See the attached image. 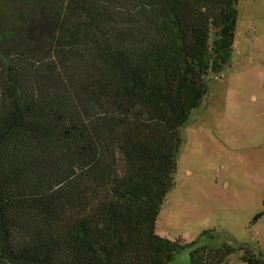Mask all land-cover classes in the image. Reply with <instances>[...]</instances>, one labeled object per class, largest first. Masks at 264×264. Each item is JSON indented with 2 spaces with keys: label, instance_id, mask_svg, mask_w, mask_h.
<instances>
[{
  "label": "trees",
  "instance_id": "1",
  "mask_svg": "<svg viewBox=\"0 0 264 264\" xmlns=\"http://www.w3.org/2000/svg\"><path fill=\"white\" fill-rule=\"evenodd\" d=\"M237 2L0 0V264H225L155 223Z\"/></svg>",
  "mask_w": 264,
  "mask_h": 264
},
{
  "label": "rangeland",
  "instance_id": "2",
  "mask_svg": "<svg viewBox=\"0 0 264 264\" xmlns=\"http://www.w3.org/2000/svg\"><path fill=\"white\" fill-rule=\"evenodd\" d=\"M236 12L229 64L180 131L174 187L155 223L169 240L234 247L225 264L264 254V0H238ZM173 264H190L189 249Z\"/></svg>",
  "mask_w": 264,
  "mask_h": 264
}]
</instances>
